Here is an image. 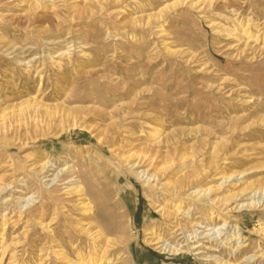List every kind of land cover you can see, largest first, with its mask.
Here are the masks:
<instances>
[{
  "label": "rangeland",
  "instance_id": "374dc122",
  "mask_svg": "<svg viewBox=\"0 0 264 264\" xmlns=\"http://www.w3.org/2000/svg\"><path fill=\"white\" fill-rule=\"evenodd\" d=\"M258 188L264 0H0V264H264Z\"/></svg>",
  "mask_w": 264,
  "mask_h": 264
},
{
  "label": "bare ground",
  "instance_id": "6f19581e",
  "mask_svg": "<svg viewBox=\"0 0 264 264\" xmlns=\"http://www.w3.org/2000/svg\"><path fill=\"white\" fill-rule=\"evenodd\" d=\"M155 132H154V135H157V138L159 137V129H155L154 130ZM151 134L153 133L152 131L150 132ZM143 157V156H142ZM131 158V155H128V156H126L125 158H124V160L125 161H127L128 159H130ZM142 159V158H141ZM141 159L139 160V161H141ZM147 162H148V165H150V166H154V158H152V157H148V159L146 160ZM138 164V163H137ZM135 165V164H134ZM52 167V165L50 164V162L47 160V161H44V162H42L41 164H40V166H39V172H42V173H47V171L48 170H50V168ZM154 169H156L157 167H153ZM64 169H60V170H58V172L55 174V176L51 179V181H54L57 177H58V174H60L62 171H63ZM147 169L146 170H141V171H138V173L139 174H142V176L143 175H145L146 173H147ZM149 172V171H148ZM149 174V173H148ZM148 174H146V175H148ZM157 177V175H156V172L155 173H152L151 175H149V176H146V178H149V179H151V178H156ZM236 176H234L233 174H231V175H228V176H225V175H223L222 177H220V180H222L221 182H220V184L219 185H222L223 183H226V182H228V181H231L232 179H234ZM158 178V177H157ZM156 180V179H155ZM73 180L72 179H70V181H68V182H72ZM64 182V181H63ZM149 182V181H148ZM73 190H77L76 192H78L79 194L78 195H82L83 193H82V189H80V185H78V184H76L74 187H73ZM194 191V190H193ZM197 190H195L194 192H196ZM209 192L210 191V188H206V189H202V190H200L199 192L200 193H202V194H205L206 192ZM261 192H263L264 193V188H258L256 191H255V193L257 194V193H261ZM255 193L253 194V200L252 201H250V202H248L247 204H245V205H247V206H249V207H251L253 204L255 205V200H254V195H255ZM201 194V195H202ZM31 201V197H26V198H24L23 200H22V202H25L26 204H28L29 202ZM244 206V204L242 203L241 204V206ZM87 207V206H86ZM86 209V213H89L90 212V210H88V208H85ZM223 226V225H222ZM222 226H220V227H218V228H209L208 230L209 231H219L221 228H222ZM92 234V233H91ZM147 234H150L151 236H153L154 235V233L153 232H147ZM90 236H93V234L92 235H90ZM150 237V236H149ZM154 237H155V235H154ZM153 239V238H152ZM156 240V239H155ZM158 241H159V239H158ZM157 241V242H158ZM154 242V241H153ZM155 243V242H154ZM188 247H190V250H194V249H196V248H198L197 246H194V245H190V246H188ZM198 250V249H197ZM200 252H197L196 254H199ZM208 260H212V258L213 257H211V256H208ZM94 264H100V263H94Z\"/></svg>",
  "mask_w": 264,
  "mask_h": 264
}]
</instances>
